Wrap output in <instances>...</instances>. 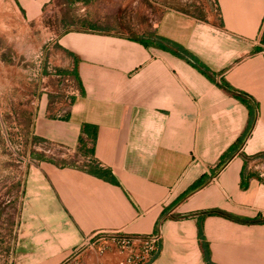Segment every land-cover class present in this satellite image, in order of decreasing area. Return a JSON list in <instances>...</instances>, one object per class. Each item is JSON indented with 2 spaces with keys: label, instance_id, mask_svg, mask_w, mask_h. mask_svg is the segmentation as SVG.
Masks as SVG:
<instances>
[{
  "label": "crops",
  "instance_id": "obj_1",
  "mask_svg": "<svg viewBox=\"0 0 264 264\" xmlns=\"http://www.w3.org/2000/svg\"><path fill=\"white\" fill-rule=\"evenodd\" d=\"M11 2L29 30L51 33L37 46L76 90L34 88L29 139L82 167L39 160L23 173L10 264H67L97 231L159 226L152 264H207L200 222L213 264H264V0ZM232 91L257 111L248 134Z\"/></svg>",
  "mask_w": 264,
  "mask_h": 264
},
{
  "label": "rangeland",
  "instance_id": "obj_2",
  "mask_svg": "<svg viewBox=\"0 0 264 264\" xmlns=\"http://www.w3.org/2000/svg\"><path fill=\"white\" fill-rule=\"evenodd\" d=\"M55 34L60 36L63 31ZM50 37L49 31L29 30L18 19L11 0H0V264L11 261L20 213L19 181L26 169L40 160L38 155L61 166L82 167L80 160L71 158L66 151L57 147L45 153L29 139L28 114L33 107L34 88L46 89L48 84L60 82L62 95L66 87L57 78L58 68L50 60L47 45L37 46L52 43ZM45 77L50 81H43Z\"/></svg>",
  "mask_w": 264,
  "mask_h": 264
},
{
  "label": "built area",
  "instance_id": "obj_3",
  "mask_svg": "<svg viewBox=\"0 0 264 264\" xmlns=\"http://www.w3.org/2000/svg\"><path fill=\"white\" fill-rule=\"evenodd\" d=\"M58 76L65 83L63 86L66 85L61 90L63 95H74L76 90L72 80L63 75ZM39 148L50 153L49 148L57 147L43 143ZM261 178L264 179V172ZM162 238L160 226L152 234H129L124 230L97 231L85 238L67 264H152L160 252Z\"/></svg>",
  "mask_w": 264,
  "mask_h": 264
},
{
  "label": "trees",
  "instance_id": "obj_4",
  "mask_svg": "<svg viewBox=\"0 0 264 264\" xmlns=\"http://www.w3.org/2000/svg\"><path fill=\"white\" fill-rule=\"evenodd\" d=\"M177 48H178L177 55H179L183 59L187 60L190 64L198 67L202 71H205V70H203V68H202L201 64L199 63V61L193 55H191L183 47L178 46ZM232 92L237 98H239V100H241L243 103H245L248 106V108H249L250 120H249V124H248V128H247V132H246V134H248V133H250L252 131L253 126L255 124V121H256V118H257V111L253 107V104H251L245 97H243L241 95H237L235 93V91H232ZM85 133H86V131H85ZM95 139H96V136L93 138V140H95ZM243 141H244V137L239 140V143H237V146L239 147L242 144ZM234 149H236V148H234ZM234 149H233V151H234ZM37 157L40 158L41 161H48L45 157H43L41 155H38ZM259 157L264 158V153L259 155ZM226 159H229V154H227L225 156V158H223V161H222L223 165L226 163ZM49 162H51V161H49ZM92 168H93V166H92ZM206 181H207V177L203 176L197 183H195L191 187L189 192H195V191L201 189L206 184ZM247 186H248V184L243 182L242 188L246 189ZM208 216H220V217H224V218H227V219L235 220V218L233 216H231V215H229L227 213H224L222 211H219V210H213V211H209V212L205 213V217H208ZM252 222L256 223V222H259V221L256 220V221H252ZM199 237L201 239V242H202V245H203V248H204L205 259L207 261V264H213L212 261H211L210 248H209V245L206 243V240H205L204 231H203V223L202 222L199 223Z\"/></svg>",
  "mask_w": 264,
  "mask_h": 264
}]
</instances>
